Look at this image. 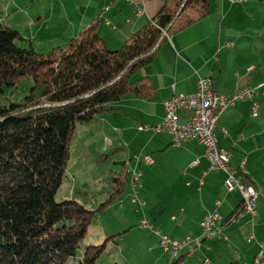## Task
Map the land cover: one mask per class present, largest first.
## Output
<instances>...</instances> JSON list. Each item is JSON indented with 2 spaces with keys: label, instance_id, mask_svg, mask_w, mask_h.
<instances>
[{
  "label": "crops",
  "instance_id": "1",
  "mask_svg": "<svg viewBox=\"0 0 264 264\" xmlns=\"http://www.w3.org/2000/svg\"><path fill=\"white\" fill-rule=\"evenodd\" d=\"M166 1L10 0L8 4L18 9L24 4L29 25L47 29L42 45H46L43 51H48L65 44L95 19L105 43L117 49ZM31 4L35 5L34 15L28 12ZM136 6L142 8L141 14L136 13ZM27 39L34 44L38 39L36 31ZM36 44H40L39 40ZM203 76H210L216 91L223 94L259 87L252 98L239 99L225 109L215 129L217 144L231 152L236 173L240 174L244 166L245 175L257 189L256 214L244 213L227 223L224 221L242 203L243 194L238 187L226 190L227 174L209 168L200 141L193 138L174 145L168 132L139 128L160 124L164 100L175 93H196ZM135 78H145L153 85L154 95H126L110 103L109 110L91 121V131L107 139L103 145L106 153L126 147V158L123 153L117 162L125 163L131 174L127 188L134 193L130 202L141 206L137 210L139 221L150 220L161 233L174 239L202 237L200 246L188 245L182 250L184 264H254L258 253H264V0H210L209 14L165 40L153 61ZM254 102L258 104L257 116L251 113ZM190 114V110H182L179 121L186 122ZM140 154L152 155L154 162L137 160ZM196 159L199 164L191 167ZM134 169L142 172V187L138 190L132 184ZM200 178L204 179L202 185ZM214 211L222 218L216 233L206 237L199 222ZM151 235L160 238L156 232Z\"/></svg>",
  "mask_w": 264,
  "mask_h": 264
},
{
  "label": "trees",
  "instance_id": "2",
  "mask_svg": "<svg viewBox=\"0 0 264 264\" xmlns=\"http://www.w3.org/2000/svg\"><path fill=\"white\" fill-rule=\"evenodd\" d=\"M209 12L210 0H167L117 49L105 43L97 19L48 51L0 21V94L33 81L23 98L0 104V264H74L93 218L129 184L121 163L99 206L56 200L77 124L91 122L126 95L152 97L154 86L136 75L165 40ZM243 181L253 184L246 175ZM242 208L243 201L232 215ZM105 246H88L78 264H97ZM184 261L180 254L170 264Z\"/></svg>",
  "mask_w": 264,
  "mask_h": 264
},
{
  "label": "rangeland",
  "instance_id": "3",
  "mask_svg": "<svg viewBox=\"0 0 264 264\" xmlns=\"http://www.w3.org/2000/svg\"><path fill=\"white\" fill-rule=\"evenodd\" d=\"M8 2L10 0H0V20L18 29L26 38L31 37L33 31H36L38 39L34 45L39 40L40 44H36L35 47L43 51V48H46V45L42 44L45 43L47 29L29 25L28 14L22 8L24 4L19 10L17 7H10ZM28 12H32L34 15L35 5L31 4ZM32 82V79L24 80L14 88V93L12 90H7L5 94H0V104L7 103L9 99L23 98L29 93ZM106 140L105 137H100L98 132L91 131V122L77 124L71 137L65 177L55 196L57 201L77 199L87 207L95 208L109 198L114 184L112 177L121 170V163H118L117 160L122 158L119 156L123 155V150L126 147L121 146L118 152H107L108 155H103L106 153L103 149ZM124 158H126L125 153ZM127 161L131 162L129 159ZM133 194L128 187L124 194L93 218L88 232L81 242L78 257L71 260V263L78 264L80 256L84 254L88 246L105 242L106 246L97 264L113 262L118 264H170L172 259L164 251L160 238L157 240L156 236L151 235L152 232L160 229L148 219L145 220L150 223V226L140 225L142 219L139 221L140 214L137 213L140 204H138L139 206L133 204L129 199L133 198ZM121 202H123V206L120 205ZM126 228L129 229L124 231ZM104 229L107 230L106 234L103 233ZM118 231L119 234H117Z\"/></svg>",
  "mask_w": 264,
  "mask_h": 264
},
{
  "label": "built area",
  "instance_id": "4",
  "mask_svg": "<svg viewBox=\"0 0 264 264\" xmlns=\"http://www.w3.org/2000/svg\"><path fill=\"white\" fill-rule=\"evenodd\" d=\"M129 2L143 0H126ZM232 2H242L244 0H231ZM142 8L136 6V13L141 14ZM166 34V33H165ZM259 92V87H243L234 90L230 94H223L216 91L213 80L210 76L200 77L198 81V89L194 94L175 93L172 97L164 100V114L162 122L158 125H141V130H153L155 132H168L172 137L174 145H180L184 141L196 138L204 146V157L208 160L210 169L221 170L227 174L224 186L227 191L239 188L243 194V208L237 214L230 217V221L238 219V216L244 212L256 214L254 199L257 189L253 184H246L243 176L246 173L244 166L241 167L240 174L236 173V169L231 165V152L226 149L219 148L215 129L220 115L228 107L234 106L237 100L242 98H252ZM182 110H190L191 114L184 123L179 121V114ZM253 116L258 114V104L253 103L251 108ZM226 131V130H225ZM137 160H144L153 163L154 159L150 154L138 155ZM199 164V159L194 160L190 166L194 167ZM244 165V162L242 163ZM142 172L134 169L133 188L138 190L142 187ZM204 183V179L200 178V184ZM136 200V198H135ZM140 201V200H139ZM221 201L217 200L216 204L220 205ZM222 216L219 212L214 211L206 214L199 222L206 237H212L217 230L218 222ZM140 225L143 227L150 226L147 220H142ZM160 235L161 245L171 259L180 255L181 251L188 245L192 248L200 246L202 237H186L185 239H174L159 230L156 231ZM264 250V244L261 245ZM255 264H264V253H258L254 260Z\"/></svg>",
  "mask_w": 264,
  "mask_h": 264
},
{
  "label": "bare ground",
  "instance_id": "5",
  "mask_svg": "<svg viewBox=\"0 0 264 264\" xmlns=\"http://www.w3.org/2000/svg\"><path fill=\"white\" fill-rule=\"evenodd\" d=\"M133 179H134V177H133ZM133 179H132V184H133Z\"/></svg>",
  "mask_w": 264,
  "mask_h": 264
}]
</instances>
